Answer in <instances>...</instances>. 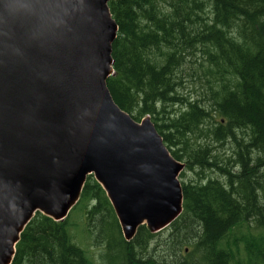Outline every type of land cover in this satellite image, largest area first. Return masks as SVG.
<instances>
[{
  "label": "trees",
  "instance_id": "1",
  "mask_svg": "<svg viewBox=\"0 0 264 264\" xmlns=\"http://www.w3.org/2000/svg\"><path fill=\"white\" fill-rule=\"evenodd\" d=\"M108 5L118 25L106 81L112 99L136 121L150 116L172 156L193 172L181 182L183 210L169 225L183 257L156 260L148 253L156 233L145 225L126 241L88 175L63 221L35 213L11 264H93L68 233L79 220L101 248V264H232L240 242L247 264H264V0ZM243 225L249 232L225 245ZM191 238L195 256L187 257L182 245Z\"/></svg>",
  "mask_w": 264,
  "mask_h": 264
},
{
  "label": "water",
  "instance_id": "2",
  "mask_svg": "<svg viewBox=\"0 0 264 264\" xmlns=\"http://www.w3.org/2000/svg\"><path fill=\"white\" fill-rule=\"evenodd\" d=\"M114 0H0V264L38 211L63 221L88 175L123 238L183 210L176 160L150 116L112 99Z\"/></svg>",
  "mask_w": 264,
  "mask_h": 264
},
{
  "label": "rangeland",
  "instance_id": "3",
  "mask_svg": "<svg viewBox=\"0 0 264 264\" xmlns=\"http://www.w3.org/2000/svg\"><path fill=\"white\" fill-rule=\"evenodd\" d=\"M194 85L199 87L198 82H196ZM197 91H199L198 93H200V90ZM174 108L178 110L179 106ZM138 122H140V120ZM226 148L227 146L224 144L220 146L218 149L220 152L223 153V150H225ZM182 163L184 164V162ZM182 171L183 172H181L178 175V179L180 183L183 181L186 183L192 180L193 177L192 171L186 168H184ZM211 175L216 176V174H211ZM73 220H77V215L76 217L73 218ZM248 232H249V227L247 225H243L242 227L235 229V231H233L228 237L227 241L225 242V245H227L228 243H232L234 238L238 237L240 233L245 234ZM68 233L71 237L72 242L75 245L79 246L85 252L90 262H92L93 264H101L99 261L100 260L99 256L102 253V250L101 248L93 244V237H91V235L86 230L83 220H79L75 225L69 226ZM170 233H171L170 228L169 226H167L163 230L156 232L154 240L150 242L148 253L152 254L153 257L158 261H164L165 258L167 260L175 261V259H181V257H183L182 255H180L177 244L172 245V241L171 239H169ZM189 240L191 241L190 242L186 241V243L182 245V247L183 249H186V252L184 254H187V257L188 255L189 256L192 255L191 257H193L195 256L194 246L192 243L193 239L191 238ZM237 246H238V251H237L236 259L235 262L232 264H247V256L244 251L243 244L240 242L237 243ZM175 254L176 257L174 258Z\"/></svg>",
  "mask_w": 264,
  "mask_h": 264
}]
</instances>
